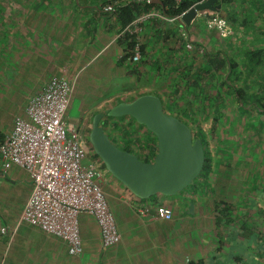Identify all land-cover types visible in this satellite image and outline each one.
I'll return each mask as SVG.
<instances>
[{
    "label": "crops",
    "instance_id": "crops-1",
    "mask_svg": "<svg viewBox=\"0 0 264 264\" xmlns=\"http://www.w3.org/2000/svg\"><path fill=\"white\" fill-rule=\"evenodd\" d=\"M5 10L6 13L9 11L11 13L0 19V83L7 84V89H10L9 84L25 85V89L32 92V95L41 90L53 76H66L72 73L70 63L76 53L77 43L85 50L99 42L93 53L83 60L82 67H85L104 47L116 43L115 62L126 66V71L125 74L117 75L113 79L114 87L107 95L102 108H109L119 101H127L144 93H154L166 102V91L177 82L180 75L175 70L176 57L174 59L172 54L173 50L182 47L183 44L176 41L178 33L192 45L188 48L190 51L194 50L193 40L201 44L198 54L204 49L215 51L220 42L216 33L210 36L216 29L210 28L206 23L203 27L205 35L202 34L201 28L196 27L195 31L188 32V26L196 17L180 29L175 25L178 33L171 36L172 30L163 21L166 20L170 24L172 22L170 19H160L165 17L157 15L160 18L156 23L149 22L145 26L141 24L137 40L143 39L141 42L145 44V54L141 56L139 62L132 63L127 59L122 60L124 46L120 41L121 32L117 31L113 17L103 11L105 7L96 10L91 4L70 3L62 6L40 4L35 9L31 5H16L8 6ZM31 10L36 12L32 14ZM210 13L206 16L209 17ZM215 15L217 14L214 13L211 17ZM197 22L195 25H198ZM159 27L169 37L164 35L165 37L160 39ZM73 34L76 39H72V44H66L65 41L71 40ZM63 43L65 44L62 45ZM198 54L195 58L196 64L200 58ZM210 89L211 93L215 92L214 85L210 86ZM185 101L186 98L177 99L182 105ZM94 108L96 107H90L87 113L93 115L96 112ZM19 115L27 118L24 111ZM82 116L83 114H79L74 123L80 132L84 133L81 127ZM205 117L199 116V120ZM12 126L13 124L9 130L3 132L4 135L11 131ZM108 131L122 144L116 131ZM8 169L0 170V178ZM26 175L29 181L19 209L12 215L0 213V264H199L200 261L203 264L204 257H207L211 264H221L220 260H224L225 257H221L222 241L218 240L215 225L218 206L215 201L207 204L204 194L212 196L219 184L224 193L221 192V195L226 198L234 199L238 196L240 200L243 196L246 208L247 200L251 201V191L248 192L245 188L246 181L236 185L235 192H226L224 187L230 184L229 179L221 176L210 178L211 175L207 174L208 180L196 181L192 184L193 189L185 188L169 195L156 193L155 195L162 196H152L151 200L146 201V205L151 208L158 204L170 207L171 219L143 218L133 207V204H141L133 200V197L137 196L111 176L112 178H108L110 190L117 195L119 200L117 204L122 205L118 207V211L112 213L120 233L119 241L107 246L102 245L96 219L91 214L80 212L77 214V224L82 251L78 255H70L62 238L20 219L25 200L32 189L31 178L27 172ZM201 185H204V191L199 189ZM194 187L198 194L193 192ZM247 193L250 195L247 196ZM111 207L110 210L113 208ZM246 208L242 212H246ZM206 219L210 226L209 240L205 241L203 230L190 237L189 230L193 223L191 221ZM1 228H4L3 232ZM226 228L225 237L232 230L233 233H238L234 226L226 225Z\"/></svg>",
    "mask_w": 264,
    "mask_h": 264
},
{
    "label": "trees",
    "instance_id": "trees-1",
    "mask_svg": "<svg viewBox=\"0 0 264 264\" xmlns=\"http://www.w3.org/2000/svg\"><path fill=\"white\" fill-rule=\"evenodd\" d=\"M4 1H6L4 2L5 4L0 2V19L4 18L3 14L4 16L6 15L7 11L5 9L8 6L31 5L35 9L37 5L45 4L51 0ZM57 1L63 5L70 3L82 4L80 0ZM198 1L200 0H161V3L149 0H88L82 2L94 5L96 10L105 7L103 11L113 17L117 25V31L122 32L120 36V41L124 46L122 60H125L131 55L133 45L137 41L140 43V55L143 57L145 54V44L141 42L143 39L137 40L139 39L138 35L125 30V27L135 18L150 12L161 15L165 18L153 15L142 22L143 26L149 22L156 23L159 18L163 20L170 19L171 24L166 20L163 22L169 25L168 27L172 30L171 36H176L178 32L175 25L179 29L184 26L180 21L181 14ZM216 3H219L221 6L215 13L218 15V18L226 21L230 27V34L228 33L227 36L221 37L217 35L219 41L225 45L218 46L215 51L204 49L201 54H198L200 52L199 49L202 47L201 44L193 40L194 50L190 51L185 46L187 39H183L178 33L176 41H181L183 44L182 47L173 50L172 54L174 59L176 57L174 62L177 68L175 70L180 75L178 74L177 82H174L169 87L170 89L166 91V102H163V99L161 100L164 111L177 116L185 122L190 127L192 136L202 141L204 161L199 173L201 176L198 179L207 180V174L212 169V157L207 135L199 126V116H211L212 127L209 130V135L217 142H219L216 134L217 122L219 125V123H222L220 121L221 117L234 116L236 112L240 116L245 115L251 118L250 121L253 122L252 128L250 127L252 134L264 133V0H216ZM107 6H110V8H106ZM30 12L33 14L36 11L31 10ZM9 13L11 12L9 11ZM252 20H257L259 22L257 25L260 26L251 27L250 22ZM158 29L159 35L161 34L159 36L160 39L165 36L169 37L168 34L163 33L162 28L160 29L159 27ZM197 54L200 56L198 64L195 63ZM213 85L215 86V92L211 93L210 86ZM181 98H186L183 105L177 102V99ZM106 111L100 123L107 135L110 136L107 130L108 126L117 129L123 149L136 154L140 160L151 161L156 152L155 136L132 117L108 116ZM133 122L136 125L142 126L146 132L144 130L139 131L138 129L133 130ZM220 129H225L223 123ZM4 136V133L0 131V142ZM111 137L114 143L118 142L112 135ZM256 139L259 141V138ZM87 142L89 145L88 135ZM258 145H261L260 141ZM262 148L264 149V146ZM90 150L92 156L99 158L92 151L91 147ZM254 162L252 168L258 165V168L263 172H261L262 174L260 173L259 177H255L257 179H264V155L261 159ZM101 164L105 168L102 161ZM220 174V171H218L215 178H220ZM221 177L227 178L225 176ZM195 178L192 180L193 182L191 181L192 183L198 181ZM229 178L232 179L231 177ZM207 188L213 189L208 186ZM221 196L222 199L214 200L216 206H218V218L215 221V225L220 226L222 220H224L226 225L237 228L238 233L236 237L238 240H241V243L243 241L245 243L248 235H252L255 242L261 241L264 245V196L262 198L259 197L263 200V203L260 206L258 205V209L251 208L256 205L253 204V201H249L250 206L246 208L243 196L239 200L242 203L235 202L233 198ZM246 205H248V201ZM245 208L246 212H242ZM253 213H256V215L252 218ZM249 220H251L250 223L248 222ZM251 222L253 223L252 226ZM233 257L236 258L235 260L241 261L244 256L234 255ZM260 263L264 264V260H261ZM199 264H202V261Z\"/></svg>",
    "mask_w": 264,
    "mask_h": 264
},
{
    "label": "built area",
    "instance_id": "built-area-1",
    "mask_svg": "<svg viewBox=\"0 0 264 264\" xmlns=\"http://www.w3.org/2000/svg\"><path fill=\"white\" fill-rule=\"evenodd\" d=\"M153 15L158 14L135 18L125 30L138 35L142 22ZM209 24H214L221 35L227 34L223 19L213 18ZM186 47L192 45L187 43ZM140 56L137 41L127 60L137 63ZM71 89L64 75L53 76L30 96L25 107L27 118L16 116L11 131L0 142V170L16 164L28 173L32 189L20 219L59 236L68 253L78 255L82 251L78 213L94 216L104 246L118 242L120 233L101 189V159L90 155L87 136L65 118ZM133 207L143 218H172L171 208L165 205L151 208L136 203Z\"/></svg>",
    "mask_w": 264,
    "mask_h": 264
},
{
    "label": "rangeland",
    "instance_id": "rangeland-1",
    "mask_svg": "<svg viewBox=\"0 0 264 264\" xmlns=\"http://www.w3.org/2000/svg\"><path fill=\"white\" fill-rule=\"evenodd\" d=\"M10 1L11 0H8V2ZM80 1V3H84L82 1L88 0ZM0 2L4 3L6 1L0 0ZM45 5L58 6L59 2L57 0H51L50 2H46ZM60 5L62 6L63 4ZM211 13L209 17H207L206 13L204 12L199 13V15L196 16L195 20H193V22L188 26V32L195 31L196 27L197 29L201 28L202 34L205 35V30L203 27L206 23L207 25H210V28L216 29V32L210 33V36L211 34L215 35V33L221 37L227 36L228 33L230 34V27L226 23V21L225 24L227 34L225 35H221L214 24H209V21L213 18L219 19L217 15H215L216 17H211V15H213L215 12ZM3 17L5 18L4 14ZM196 21H198V25H195ZM252 22H250L251 27L255 28L257 26H260L257 25L259 24L257 20H252ZM93 25H95V23H93ZM72 39H76V36L74 34L71 35V40L67 39L65 43L72 44ZM65 43H63L62 45H64ZM223 44L224 43L219 42L218 46L221 47L223 46ZM98 46L99 42H95L92 46L90 45L89 48L87 47L85 48V50H83L80 44L77 43L75 49L76 53L74 54L73 59L70 63L72 73L66 74V76L64 75L69 80L72 86L69 103L65 110V118L68 121L75 122L78 115L83 114L81 127L82 132H84L86 136L89 132L92 117L91 113H87L88 110L90 109V107L94 106L96 107L94 108L96 112H105L108 109L102 108V106L106 103V97L109 94L110 90L112 89V87H114V83H112V81L115 76L121 75L123 73L125 74L126 71V66L115 62L114 56L117 51L116 43H113L111 46L104 47L94 58H92L91 61H89V63L85 67H82L83 60L91 55L94 49H96ZM129 63L130 62H128V64ZM9 86L10 89H7V84L0 83V131L2 132L10 129L11 125L14 123V118L16 116H20L19 114H21L23 111L25 113V107L32 93L25 89V85L19 86L18 84H9ZM227 111H229V109H227ZM250 119V117L248 118L245 115H238L237 112L234 116H226V118L221 117L220 121L225 126V129H220L222 123H219L218 125L217 122L216 134L219 142L214 141L209 135V130L212 127V118L210 115L208 117L201 118L199 120V126L207 135V139L209 141V149L212 157V169L208 173L209 176L211 175L210 178H214L218 171H220L221 176L227 177L230 181V184L224 187L226 189V192H235L237 188L236 185L243 183V181H246L245 188L248 189V192L251 191V195L247 193V196L250 195V199L252 197L251 201H253V204H256L251 208L258 209V205L260 206V204L263 203V200H261L259 197L262 198L264 196V179L258 178V180L255 177H259L262 170L258 168V165H256L255 168H252V164L255 163L254 161L261 159V157L264 155V149L262 148L264 146V133L262 132L259 134H252L250 129L252 128L251 125L253 122L250 121ZM132 125L133 130L138 129L139 131H145L142 126L136 125L134 122L132 123ZM107 130H114L116 131V134L118 133L117 129L111 128L110 126H108ZM111 135L112 134H110L109 136L110 139H112ZM256 138H259L261 145H258L259 141ZM119 139L121 140L120 136ZM115 143L117 146L123 148V145L121 143ZM91 154L92 153H90V155ZM101 176V189L104 193L108 207L112 206L113 208L111 207V210L112 213H114L115 211H118V207L122 205L117 204V202L119 201L117 195L113 193L112 190H110V182H108V178H112V175L105 168H102ZM199 176H201V174H199L198 177L195 178V180H197ZM229 177H231L232 179H230ZM28 181L29 178L27 177L26 172L16 165L12 164L11 167H9L8 172H4V176L0 178V213L6 212V214L8 215L16 213V211L20 207L19 205L23 197H25L24 195L26 192ZM192 182L185 188L193 189ZM199 189L202 191L204 189V185H201ZM240 189H242V187ZM193 192H196L195 187ZM221 192L222 187L218 184L216 191H214L212 196H210L209 194H204L207 204L211 203L214 200L222 199ZM154 196L162 195L158 194ZM133 198V200H136L143 205H146V201L150 199V197L144 199H139L137 197ZM234 201L237 203H242L239 202L238 196L237 198H234ZM247 201V207L249 208L250 202L249 200ZM255 215L256 213H253L252 218ZM250 221L251 220H249L248 222L250 223ZM191 222L193 223L192 227L189 230V235L191 234L190 237L201 233V230H203L204 239L205 241H208L210 227L207 224L208 220H195ZM252 224L253 223L251 222V226ZM226 229V223H224V220H222L220 226H216V231L218 232V240L222 241L220 251L221 257H225L224 260H220L221 264H262L260 263V261L264 260V245L261 241L255 242L253 240V236L248 235V238L245 239V243L244 241L243 243H241V241L239 242V240L237 239L236 234L233 233V230L230 231L229 234L225 237L224 232ZM234 255H243L244 257L240 261L235 260L236 258L233 257ZM203 264L211 263L207 257H204Z\"/></svg>",
    "mask_w": 264,
    "mask_h": 264
},
{
    "label": "water",
    "instance_id": "water-1",
    "mask_svg": "<svg viewBox=\"0 0 264 264\" xmlns=\"http://www.w3.org/2000/svg\"><path fill=\"white\" fill-rule=\"evenodd\" d=\"M161 3V0H149ZM216 0H200L180 16L184 26L204 12L220 8ZM108 116H130L144 125L156 138V152L151 161L117 146L107 135L101 119L104 112L91 117L88 147L98 155L105 169L138 198L160 193L169 195L188 186L198 176L204 161L202 141L194 138L190 127L177 116L164 111L160 97L144 93L131 100L119 101L108 108Z\"/></svg>",
    "mask_w": 264,
    "mask_h": 264
},
{
    "label": "flooded vegetation",
    "instance_id": "flooded-vegetation-1",
    "mask_svg": "<svg viewBox=\"0 0 264 264\" xmlns=\"http://www.w3.org/2000/svg\"><path fill=\"white\" fill-rule=\"evenodd\" d=\"M79 129V128H78Z\"/></svg>",
    "mask_w": 264,
    "mask_h": 264
}]
</instances>
